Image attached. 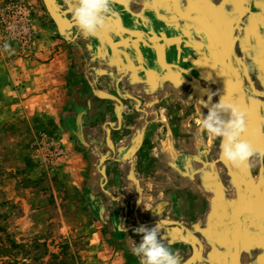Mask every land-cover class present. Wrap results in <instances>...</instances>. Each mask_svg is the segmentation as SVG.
<instances>
[{"label":"crops","instance_id":"0c3cea01","mask_svg":"<svg viewBox=\"0 0 264 264\" xmlns=\"http://www.w3.org/2000/svg\"><path fill=\"white\" fill-rule=\"evenodd\" d=\"M55 3L66 31L56 26L55 38H38L27 52L0 63V104L7 113L35 109L56 118L64 132L59 145L73 171L74 163L91 168L105 162L102 193L93 180L89 191L113 213L120 211L122 225L126 215L138 227L159 224L160 238L179 264H264V231L254 230L264 229V186L254 181L264 180V0H111L106 27L91 37L67 12L79 0ZM212 93L218 94L212 102L224 96L245 110L242 139L255 150L243 180L250 200L224 202L218 220L207 219V205L185 177L190 165L218 160L211 151L208 156L210 143L195 123L199 111L207 115L200 102ZM127 115L134 123L125 125ZM149 116L154 123L141 124ZM126 134H133L128 142ZM104 147L121 157L100 156ZM139 165H150L148 181L136 176L143 172ZM198 175L200 193L201 169ZM140 239L126 234L119 242ZM105 243L114 245L112 238ZM124 262L140 264L132 254Z\"/></svg>","mask_w":264,"mask_h":264},{"label":"rangeland","instance_id":"374dc122","mask_svg":"<svg viewBox=\"0 0 264 264\" xmlns=\"http://www.w3.org/2000/svg\"><path fill=\"white\" fill-rule=\"evenodd\" d=\"M68 8L71 15L73 11ZM22 22L28 29L25 47L19 33ZM65 31L63 28L57 32ZM56 34V23L43 0H0V63L11 62L14 56L27 52L36 39L55 38ZM146 94L149 93L144 91L142 95ZM217 96L216 93L214 97ZM148 100L146 102L151 107L154 102ZM133 106L134 102L128 104L131 112ZM6 107L0 104V264H110L113 258L116 264L119 261L125 263L124 260L132 254L133 245H125L124 241L119 242V238L126 234L130 238L139 236L134 232L138 227L136 220L133 215L128 218L126 215L122 225L120 211L119 215L110 211V203H103L88 189L90 180H93L96 191L102 190L101 168L105 162L93 164L91 168L83 163L78 166L74 163L73 171L70 160L63 156L59 145L62 141L56 118L35 109L14 116L7 113ZM210 107L211 104L206 107L207 112ZM152 108L155 109L156 105L153 104ZM132 117H125V125L134 123ZM154 119L149 116L141 124L151 125ZM193 122L192 119L191 128ZM133 134H126L128 139L125 142L130 141ZM214 144L220 145V141L209 144L208 156L211 151V157L218 160L206 165H190L185 173V177L190 179L191 192L198 197L200 194L202 202L207 205L208 220L221 219L222 213L219 212L224 202L229 205L233 198L234 202L238 200L241 203L250 200L243 184L248 167L232 172L235 168L220 158V148L216 152ZM98 152L106 158L109 155H116V159L121 157L118 150L113 152L105 147ZM256 166L252 165L251 171ZM111 168L115 170L116 167ZM139 168H143V172L136 176L148 181L152 172L150 165H139ZM200 169L201 185L205 187L199 193ZM175 173L182 174V170L176 168ZM157 176L156 179L163 178ZM254 181L264 186L260 177ZM152 189L157 192L161 188L154 185ZM137 199L140 201L141 198L137 196ZM138 201L136 205H139ZM124 204L123 201V208ZM99 208H102L100 214ZM223 215L226 217L228 214ZM124 216L121 213V218ZM254 230L256 234L264 231ZM110 238L114 245H104V240Z\"/></svg>","mask_w":264,"mask_h":264},{"label":"clouds","instance_id":"9594fccd","mask_svg":"<svg viewBox=\"0 0 264 264\" xmlns=\"http://www.w3.org/2000/svg\"><path fill=\"white\" fill-rule=\"evenodd\" d=\"M111 0H79V7L72 12L77 27L85 36H95L106 27V17L111 15ZM212 93L202 107L209 108L207 115L202 110L195 119L196 125L206 134L209 143L220 141V158L230 167L246 169L255 155L252 145L242 139L247 131L246 112L241 105L222 96L212 104ZM227 116V118H224ZM150 210V209H146ZM134 232L141 237L133 242L132 254L140 264H179L177 254L160 238L159 224L148 228L137 227Z\"/></svg>","mask_w":264,"mask_h":264},{"label":"water","instance_id":"95a60500","mask_svg":"<svg viewBox=\"0 0 264 264\" xmlns=\"http://www.w3.org/2000/svg\"><path fill=\"white\" fill-rule=\"evenodd\" d=\"M50 16L53 18L56 26L59 30L66 28V23L64 22L62 11L58 5H56L55 0H43Z\"/></svg>","mask_w":264,"mask_h":264},{"label":"built area","instance_id":"2783aa9c","mask_svg":"<svg viewBox=\"0 0 264 264\" xmlns=\"http://www.w3.org/2000/svg\"><path fill=\"white\" fill-rule=\"evenodd\" d=\"M28 29L25 25V23L22 22V25L20 26V37H21V42L23 43V46L25 47V43H28V37L26 36Z\"/></svg>","mask_w":264,"mask_h":264},{"label":"flooded vegetation","instance_id":"af4514ba","mask_svg":"<svg viewBox=\"0 0 264 264\" xmlns=\"http://www.w3.org/2000/svg\"><path fill=\"white\" fill-rule=\"evenodd\" d=\"M256 200H257V199H256ZM260 202H261V203H264V199H261V198H260Z\"/></svg>","mask_w":264,"mask_h":264}]
</instances>
